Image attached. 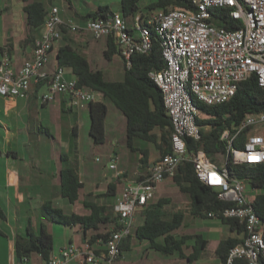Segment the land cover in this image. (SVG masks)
<instances>
[{"label":"built area","instance_id":"1","mask_svg":"<svg viewBox=\"0 0 264 264\" xmlns=\"http://www.w3.org/2000/svg\"><path fill=\"white\" fill-rule=\"evenodd\" d=\"M192 9L172 8L131 18L111 12L95 18L63 20L59 9L47 11L31 56L15 71L7 51L0 52V98H28L33 85L44 84L43 103L56 95H65L70 106L83 110L96 101V93L78 87L65 76V68L46 71L54 46L68 34H89L93 39H112L125 67H131L134 55L150 52L153 38L158 42L164 68L148 72L160 90L163 108L171 124L170 153L152 163L142 180L125 183L113 204L116 223L99 255L84 241L81 246L67 244L59 255L41 264H112L121 258L120 245L133 232L135 213L153 200L156 188L173 179L179 166L191 162L197 179L217 191L220 201L230 204L207 218L235 220L243 228L241 242L229 250L224 264H263L264 219L254 210L247 183L231 179L225 164L219 169L206 161L202 150L188 151L186 140H201L197 123L199 111L193 100L214 107L228 102L238 86L255 78L264 90V0H191ZM213 9L223 10L238 27L232 30L213 23ZM244 135L242 146L234 143ZM226 155L234 164H264V112L248 114L242 121L220 134ZM98 160V159H96ZM108 169L119 179L115 161ZM23 264H31L25 260Z\"/></svg>","mask_w":264,"mask_h":264},{"label":"trees","instance_id":"2","mask_svg":"<svg viewBox=\"0 0 264 264\" xmlns=\"http://www.w3.org/2000/svg\"><path fill=\"white\" fill-rule=\"evenodd\" d=\"M69 2V0H67ZM118 10L125 18H131L136 13L144 14L157 11H166L172 8L191 10V0H116ZM144 10L141 11L142 2ZM24 15L25 30L28 32L26 41L34 44L35 34L40 31L47 7L40 0H20ZM70 3V2H69ZM72 7V6H70ZM71 9V8H70ZM107 5L98 6L93 12L85 14L83 19L95 18L111 13ZM213 23L216 26L228 30L238 26L226 18L223 10L213 9ZM75 17V16H74ZM77 19V18H76ZM64 37V36H63ZM106 50L103 57L105 61H111L114 56H119L112 39H106ZM8 46V45H7ZM123 62V61H122ZM56 66L68 69L76 80L78 87H85L100 93L102 100L88 105L89 110V136L94 145L103 143L105 137V123L108 114V106H115L127 120V145L133 150L132 139H140L153 144L161 153H170L171 124L166 116L162 95L157 86L148 77V72L159 71L164 68L158 42L153 38L151 50L146 55L136 54L131 59V67L127 69L123 63L124 80L122 82L108 81L101 70H94L84 54L65 45L57 49ZM41 84L36 85V89ZM198 111L197 123L200 126L201 140L194 142L187 139L188 151L202 150L206 155V161L216 168H220L217 157L225 155V147L220 141V134L225 128L237 124L248 114L264 112V90L260 89L255 78L242 82L235 95L226 103L214 107H207L193 100ZM208 127V130L205 128ZM48 137H52L46 132ZM244 135H241L234 143L236 148L242 146ZM225 168L231 179H240L247 183L252 192L250 198L255 212L264 219V164L246 165L234 164L230 156L226 157ZM60 195L69 204L74 205L79 199V193L83 186L78 180L77 171L73 168H63L60 171ZM173 182L180 192L187 194L190 199L188 210H176L171 213L163 211V205L167 200H159L147 206L142 211L143 224L139 226L133 235L122 240L121 253L129 252L133 239L145 241L148 248L164 257L176 255L185 264H193L207 242L200 235L175 236L187 214L193 218L208 219L209 212H218L228 208L230 204L217 198V191L202 184L196 177L194 166L191 162H183ZM115 186L109 185V190ZM262 192V193H261ZM83 206L87 214H64L59 208L53 207L52 202H45L41 206L43 215L51 222L65 228L78 226L83 238L91 246H100L108 239L111 227L116 223L113 215V205L105 202L84 201ZM6 221V215L0 208V222ZM222 225L228 227L230 232L240 235L243 228L235 220L219 218ZM3 233L0 230V238ZM193 240L192 251L189 256L184 254L187 242ZM241 240L228 237L221 240L215 250V256L219 264H224L230 249L238 245ZM53 237L42 223L37 233L29 226L25 235H16L14 239V256L21 259L22 263L33 255H39L45 261L53 250ZM264 264V262H262ZM236 264H242L240 262Z\"/></svg>","mask_w":264,"mask_h":264},{"label":"crops","instance_id":"3","mask_svg":"<svg viewBox=\"0 0 264 264\" xmlns=\"http://www.w3.org/2000/svg\"><path fill=\"white\" fill-rule=\"evenodd\" d=\"M17 1L20 2V0ZM110 2L112 5H105L109 6L112 12H119L118 1L111 0ZM7 5V3L0 4V52L7 51L9 53L12 68L17 71L23 62L30 58L33 45L26 41L28 32L25 30L22 3L19 4L22 17L17 30L9 28V26L14 25L16 19L12 14L13 9L10 5V8ZM70 6L72 5L68 2V9L66 10H60L56 5H50L47 9L51 7L58 8L63 20H80L83 19L82 16L88 13L82 14ZM39 35L40 31L35 34L34 40ZM106 42V39L95 40L80 34L66 33L54 46L50 56L51 61L49 60L46 71L50 73L56 67L57 49L68 45L84 54L92 68L101 70L108 81L122 82L124 71H120L119 67L114 68L108 64V61L104 62L103 54L106 50ZM118 58L122 61L120 57ZM109 62L111 63V61ZM65 76L73 78L71 71L68 69H65ZM47 91L48 88L44 84H41L39 89H36V85H33L28 98H0V138L2 140L0 145V208L6 215V221L1 223L8 231L6 232L3 226L0 225V230L3 233V237L0 239L7 241L8 254L6 261L8 264H12L13 259L15 262L14 239L16 235H25L29 226L37 233L43 223L53 237V242L56 238L61 237L62 241H59L58 244L54 243L49 257L59 255L60 250L67 244L81 246L85 241L78 226L72 228L62 227L59 233L54 231V228H58L60 225L51 223L43 215L41 211L42 204L50 201L53 207L61 209L64 214L76 213L79 215L88 212L83 206L85 199L86 201L89 199L88 201L109 203L112 206L125 183L131 180L144 179L150 165L161 157L158 148L140 139H132L133 150L129 149L127 145L126 117L115 106L110 105L108 106L105 130L110 125L111 133L117 137V144L122 140L125 147L134 156L129 159V164L119 167V155L114 152L113 155L108 157V161L99 164L101 159L100 161H98L99 159L96 160L97 155L95 153L97 145H94L89 136L88 107L83 110H75L70 106L69 97L65 95H56L51 102L43 103L40 97ZM95 93V102L101 101V94ZM205 129L208 130V127ZM51 130H55V133L60 134L62 144L31 142L32 136L39 140L43 135L47 136L46 132L51 134ZM115 147L120 148L119 145ZM226 157V153L217 157L220 167L225 164ZM112 160L116 163L117 171L122 173L119 179H116L114 172L108 169V165ZM132 165H134V169L130 173L129 167ZM63 168L75 169L78 180L83 186L79 193V199L74 205L69 204L60 195V171ZM173 183V179H166L160 184L155 190L153 200L147 206L159 200H164L163 198L169 195L170 190L173 189ZM109 185H114L115 189L109 190ZM248 190L251 191L249 187ZM146 207L135 213L132 235L143 224L142 211ZM214 222L218 223L220 221L214 220ZM215 223L208 227L199 225L194 230L196 233H191V235H200L207 242L205 249L193 264H205L210 260L212 261L216 257L215 250L221 240L228 237L241 240L242 233L236 235L230 232L228 227L225 226L227 228L225 230L223 225L219 227L215 226ZM184 227H187V216L181 228ZM137 243H140V246ZM193 244V240L187 242V247L184 249L186 256L190 255ZM92 247L99 255L104 252L105 243L102 247L98 245ZM129 253H131L129 257L133 258V261H137L131 264H168L170 261L173 264L177 259L181 260L176 255L164 257L149 249L147 242L136 239L132 240ZM121 254V258L112 264H125L123 261L126 260L127 253ZM164 261L168 263H163ZM183 261L185 264L186 261ZM29 262L31 264H41L43 260L39 255H33L29 258ZM70 264H77V262ZM97 264L106 263L98 262Z\"/></svg>","mask_w":264,"mask_h":264},{"label":"rangeland","instance_id":"4","mask_svg":"<svg viewBox=\"0 0 264 264\" xmlns=\"http://www.w3.org/2000/svg\"><path fill=\"white\" fill-rule=\"evenodd\" d=\"M41 2L44 3L45 7H49L50 5H56L60 10L64 9H68V1L67 0H40ZM111 0H69L70 4L72 5V7H74L78 12H81L82 14H85L87 12L90 11H95L97 9L98 6H104L105 4H108L109 6L112 5ZM10 4H9V3ZM8 4L7 6L13 9V17L16 19L14 25L9 26L10 29L12 30H17V27H19V23L22 17L21 14V10H20V2H16V0H0V4ZM147 2H142L141 4V11L144 10V5ZM9 7V8H10ZM84 36H88L90 38H92L89 34H81ZM50 61H51V57H50ZM106 63V61H104ZM108 64H110L111 66H113L114 68L119 67L120 71H124L123 69V62L120 61V59L116 56L114 59L111 60V63L108 62ZM116 75H120V74H116ZM55 130H51V136L54 137L52 139V137H48L43 135L39 140L36 137H31L32 138V143H40V144H45V143H53L55 145H58L59 143L62 144V137L60 136V134H57L54 132ZM112 132V129L110 127V125L108 127H106L105 130V137H104V141L103 143L97 145L96 148V155H97V159H99L98 161L101 162L99 164H102L103 162L108 161V157L110 155H113V153H118L119 155V167H123L127 164H129V159H132L131 156H134L124 145V142L121 140L120 143L117 144V137L116 135H114ZM37 135V134H36ZM52 139V140H51ZM2 143V140L0 138V145ZM119 145L120 148L117 149L115 146ZM137 155V154H136ZM109 166V165H108ZM134 169V165H132L131 167H129V171L130 173H132ZM128 177V176H127ZM130 179V178H128ZM173 189L170 190V194L165 196L163 199L164 200H168V203L163 205V211L165 213H171L174 212L176 210H188L189 206H190V199L188 197L187 194H184L182 192H180L179 188L175 185V183H173ZM247 193L250 195V198H252V200L255 198H253V194L254 192L249 191L248 187H247ZM252 193V194H250ZM86 200V199H85ZM89 200V199H88ZM155 201H157L155 199ZM1 203V202H0ZM5 204V203H4ZM141 217V216H140ZM214 222V220L211 219H199V218H193L191 217L189 214H187V227L181 228L179 230H177L175 232V234L180 237V236H187V235H191V233H196L194 230L196 229L197 226H210L212 225ZM0 225L3 226V224L0 222ZM190 225V226H188ZM215 226H219L222 227L221 222H216ZM224 226V225H223ZM225 227V226H224ZM4 230L6 232H8L6 230V227H4ZM62 229V226H59L58 228H54V231L58 232ZM225 230H227V228L225 227ZM226 232V231H225ZM223 234H225L224 232H222ZM227 234V232H226ZM225 234V235H226ZM59 241L61 240V237L56 238L55 239V244L60 243ZM3 244V245H2ZM5 244V245H4ZM137 245L140 246V243H137ZM2 246V247H1ZM7 254H8V248H7V241H3L2 239H0V264H8L7 260ZM126 260L123 261L125 264H131V263H136L135 261H133V258L131 259V253L127 252L126 254ZM163 263H168L166 261H164ZM12 264H16L14 262V259L12 261ZM168 264H172L171 261ZM173 264H184V261L182 262V260L177 259ZM205 264H219L218 260L216 259V257L210 262H206Z\"/></svg>","mask_w":264,"mask_h":264},{"label":"water","instance_id":"5","mask_svg":"<svg viewBox=\"0 0 264 264\" xmlns=\"http://www.w3.org/2000/svg\"><path fill=\"white\" fill-rule=\"evenodd\" d=\"M15 262H16V264H23V263L21 262V259L18 258V257L15 258Z\"/></svg>","mask_w":264,"mask_h":264}]
</instances>
